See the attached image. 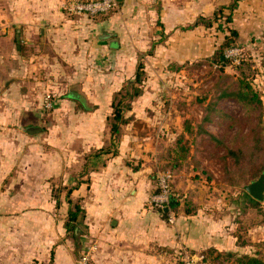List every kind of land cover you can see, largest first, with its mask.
<instances>
[{"label":"crops","instance_id":"1","mask_svg":"<svg viewBox=\"0 0 264 264\" xmlns=\"http://www.w3.org/2000/svg\"><path fill=\"white\" fill-rule=\"evenodd\" d=\"M69 2L0 0V264H78L84 247H92L91 264H173L174 255L238 252L227 218L210 208L219 199L193 198L196 211L174 223L149 204L164 130L152 138L130 120L106 150L117 80L130 77L150 49L163 52L164 62L211 54L214 46L198 54L197 45L211 41L198 37V27L229 1L118 0L97 16L71 14ZM65 80L96 81L94 93L83 95L102 102L87 108L69 91L63 101L81 108L54 103L50 91L63 90ZM71 187L84 209L79 249L65 226Z\"/></svg>","mask_w":264,"mask_h":264},{"label":"rangeland","instance_id":"2","mask_svg":"<svg viewBox=\"0 0 264 264\" xmlns=\"http://www.w3.org/2000/svg\"><path fill=\"white\" fill-rule=\"evenodd\" d=\"M228 1L225 6L233 2V0ZM249 2V0L246 2L238 0L234 6L231 22L227 21L226 15L229 10L226 9L225 16L215 19L212 15L200 23L198 37L205 36L211 41L199 43L196 48L198 54L202 55L214 46L209 55L183 62H164L159 59L164 56L163 52L158 54L155 49L144 52L140 58L144 63L140 84L143 91L139 97L132 100V107L134 106L135 110L132 112L131 108L125 111V115L129 117L128 122L132 120L134 123L132 129L138 130L142 135L147 134L156 138L164 130L165 141L163 150L157 158L156 174L159 170L172 173V190L175 197L182 199V202L186 197L191 201L193 198L202 201L209 196L210 199H219L218 206L210 208H215L221 217L227 218L229 235L234 234L238 238L240 253L258 255L264 259V201H249V194L243 189L245 185L258 179L262 174L259 170L264 167V152L260 155L255 154L252 146L249 145L250 131L255 125L260 124L264 133V0H251L248 4ZM208 21L211 25L206 24ZM232 29L238 31L239 35L234 45L223 49V57L227 59L226 64H223L219 61L220 47L225 37L231 35ZM5 34L0 31V41L6 36ZM14 37L15 32L12 31L10 33L12 42ZM232 48H236L237 51L229 54L228 51ZM243 59L250 63L249 69L252 70L246 73L262 99L261 109L248 111L236 99L220 97L223 90L234 89L238 85L241 72L236 66ZM136 71L137 69L134 71L131 66V74L128 75L130 77L117 80V92L123 86L134 82ZM88 81V85H85L84 81L81 85L80 80H65L61 84L63 90L59 88L50 91L53 96L51 99L54 103H60V100L63 101V93L69 91H76L82 95L85 92L94 93L93 86L96 85V81ZM116 93L110 101H113ZM90 97L92 99L88 102L90 107H93L97 100L102 102L100 97ZM63 102L75 103L81 108L78 100L70 99ZM103 102H108V99L105 98ZM214 106L233 116L235 121L227 116L213 115L212 122H203V117L209 114L210 107ZM56 118L58 117L53 115V119ZM166 119L169 120L166 128L156 126V121ZM145 121H152V126H143ZM186 121L191 129H194L192 133L185 131ZM199 124L211 132L213 138L207 133L200 132ZM229 125H233L232 129L227 128ZM182 135L185 138L179 143L178 139ZM217 140H221L223 144L217 143ZM178 144L188 148L189 154L185 162L175 169L169 167L173 160L171 156L174 155L171 154L173 153L171 148ZM227 146L236 151L244 150L240 162L233 156L225 158ZM155 180L157 183V178ZM173 212L175 218L183 213L181 209H173ZM230 241L232 244V240ZM84 250H87V247L82 248L80 252ZM174 256L168 257V261L171 259L170 262L173 264H179L177 257L175 256L174 259ZM211 258L205 264H236L234 257L230 258L226 254L219 259ZM168 261L166 263H170Z\"/></svg>","mask_w":264,"mask_h":264},{"label":"trees","instance_id":"3","mask_svg":"<svg viewBox=\"0 0 264 264\" xmlns=\"http://www.w3.org/2000/svg\"><path fill=\"white\" fill-rule=\"evenodd\" d=\"M238 2V0H233V2L228 6H221L215 13V19H219L222 16H225V10L228 9L229 13L227 16V21H232L233 16V10L235 4ZM207 25H211L210 21L206 23ZM239 33L238 31L232 29L231 35L225 37L224 43L220 47V53H219V61L223 64H226L227 59H224L223 57V49L225 47L234 45V43L237 40ZM250 63L246 61L245 59L241 60V63L236 66V69L241 72L240 77L238 79V85L234 89H225L221 92L220 97L221 98H229V99H236L238 102H240L244 108H246L248 111L251 109L259 108L261 109L263 107L262 99L259 95V93L254 89V87L251 84V81L247 77V71H250L252 69H249ZM144 70V63L140 61L137 66L136 71V79L131 84H127L123 86L114 96L112 101V109L113 113L109 117V124L111 127V133H112V145L106 147L107 151H112L113 146L116 142H118L119 138L122 136V125L126 124L128 122V118L125 115V111L130 110L132 108V100H134L136 97H139L142 94V87H140V84L142 82V73ZM213 115H219L222 117L227 116L231 120L235 121V118L231 115H229L227 112L223 111L222 109L214 107H210L209 114L205 115L203 117V122H212ZM185 131L188 133H192L194 129H191L188 122H185ZM233 125H229L227 128L232 129ZM198 128L200 132H204L210 135V137L213 138V134L209 132L208 130H205L202 125H198ZM186 134V133H184ZM196 136V135H195ZM184 135H182L178 142L181 143L184 139ZM249 145L252 146L255 154H261L264 152V133L263 128L260 124L255 125L251 131L249 136ZM216 140V138H215ZM177 142V143H178ZM217 143L223 144L221 140H217ZM179 146V147H178ZM173 146L171 148V157H173V160L171 161L172 168H179L182 165V162H185L186 158L189 154V149L186 148L184 145ZM227 149V155L235 157L240 162L241 157L243 155L244 150L240 149V151H236L231 147H226ZM242 151V153H240ZM115 152V151H114ZM175 157V158H174ZM260 169V168H259ZM264 173V167L259 170V172ZM258 172V173H259ZM257 173V174H258ZM260 175V174H259ZM257 176V175H256ZM75 187H71L68 192V201H69V214H68V220L65 223V226L69 232L70 238L74 241L76 249H79L80 243H79V237L83 233V217H84V209L79 204V202L75 201L71 197V192L74 190ZM244 189V187H243ZM158 188L155 189L157 191ZM245 190V189H244ZM246 191V190H245ZM248 193V192H247ZM249 194V193H248ZM247 194V195H248ZM249 201H259L254 199L250 194ZM185 201L182 202V199L174 198L173 201H171V207L176 210H180L181 212H184L186 214H191L196 211L195 203L194 201H191L188 197L184 199ZM190 200V201H189ZM258 203V202H257ZM161 213L166 218L167 212H164L163 210H160ZM226 254L228 257L235 259L236 264H264V259L258 255H249V254H241L240 251H227V252H219L216 250H210L207 251L200 260L198 259L197 264H205L206 262L210 261L211 259H219L222 258ZM215 255V257H214ZM211 256V257H210ZM182 258V257H181ZM179 264H185L183 263L182 259H178Z\"/></svg>","mask_w":264,"mask_h":264},{"label":"built area","instance_id":"4","mask_svg":"<svg viewBox=\"0 0 264 264\" xmlns=\"http://www.w3.org/2000/svg\"><path fill=\"white\" fill-rule=\"evenodd\" d=\"M118 5V0H70L67 4V9L71 14H86L89 16H97L106 14L114 10ZM237 51L236 48H232L229 54H234ZM49 98V97H48ZM47 107H51V103L48 101ZM157 188L158 190L150 195L149 204L160 210H164L166 207L169 211L166 213L168 220L171 223L175 222V214L171 207V201L175 197L172 190L173 175L170 171H159L157 174ZM92 247L87 248L81 253L78 264H91ZM185 264H197L198 259L186 255L183 259Z\"/></svg>","mask_w":264,"mask_h":264},{"label":"water","instance_id":"5","mask_svg":"<svg viewBox=\"0 0 264 264\" xmlns=\"http://www.w3.org/2000/svg\"><path fill=\"white\" fill-rule=\"evenodd\" d=\"M71 96L79 99V101L87 108H89L88 101L84 95H80L76 92H71ZM244 189L256 200L264 201V173H262L258 179L250 182L244 186ZM174 199V198H173ZM172 199V201H173ZM169 208L166 207L164 212H168Z\"/></svg>","mask_w":264,"mask_h":264}]
</instances>
